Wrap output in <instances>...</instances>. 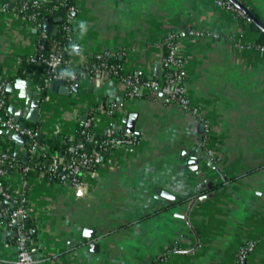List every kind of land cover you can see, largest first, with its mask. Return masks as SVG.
<instances>
[{"label": "crops", "instance_id": "0c3cea01", "mask_svg": "<svg viewBox=\"0 0 264 264\" xmlns=\"http://www.w3.org/2000/svg\"><path fill=\"white\" fill-rule=\"evenodd\" d=\"M241 1L264 27V0ZM74 4L75 67L107 51L123 72L157 78L163 38L172 34L181 85L196 113L157 92L128 98L120 81L101 74L78 77L76 91L60 94L48 85L41 94L28 74L16 76L21 58L35 52L38 32L24 16L0 10V86L17 107L23 100L6 82L24 79L37 91L41 137L72 136L82 115L91 117L94 134L108 122L126 133L128 113L138 134L83 170L77 188L40 171L25 174L23 143L13 142L19 160L2 180L25 195L37 264H228L243 240L254 242L246 264H264V52L254 45L257 31L213 0ZM14 256V235L0 225V264H15Z\"/></svg>", "mask_w": 264, "mask_h": 264}, {"label": "built area", "instance_id": "2783aa9c", "mask_svg": "<svg viewBox=\"0 0 264 264\" xmlns=\"http://www.w3.org/2000/svg\"><path fill=\"white\" fill-rule=\"evenodd\" d=\"M20 5L15 14L23 12L27 6L37 5L38 0H20ZM215 5L226 10H234L240 14L239 10H235L228 0H213ZM71 9V8H69ZM0 10L5 11V5H0ZM20 15V14H19ZM22 16V15H21ZM26 20L30 22L32 27L38 31L40 40L46 37L45 31L40 30V21L36 20L34 13H27L23 15ZM68 18L69 15H66ZM65 28V27H64ZM189 34L201 35L198 32H188ZM163 45L166 48L165 54L160 60V68L164 74V84H159V81L153 77L140 78L137 72L126 73L122 69L108 62L106 59L110 57L107 51H100L94 53V59L98 60L96 67L92 70L93 74H101L117 79L123 84L124 94L128 98L142 97L159 90L165 95L164 100L180 107L196 113V108L191 105L189 98L186 96L181 84L176 83L178 78V67L176 55V45L172 34L163 38ZM260 52H264V45L258 46ZM31 62L41 63L44 66L45 74L42 79L44 86L49 85L53 78L64 77L65 81L72 82L77 79V75L72 73L64 76L62 73L61 63L63 56L60 51H52L45 53L43 45L39 42L36 46L35 52L29 55ZM79 74H81L79 72ZM3 87L0 86V130L3 131L4 137H9L10 133L24 135L28 144L24 150L32 155H45V146H38L34 141L30 129L21 127L18 122L8 114L2 98ZM111 113V111H109ZM201 121L204 134H207L208 124L203 118ZM79 132L82 139L91 141L96 135L91 130V117L86 115L80 120ZM100 135L103 138L95 148L86 150L82 141H77L72 147V153L68 157H63L57 152L49 153L48 159H44V164L39 167L41 174L49 176L59 182H67L74 188L80 187L81 172L83 170L93 169L99 165L106 152L112 151L118 146H127L132 142L130 134L121 133L118 127L113 122H108ZM16 163L13 157H10L6 152L0 151V225L5 229L11 230L14 235L15 246V264H37L36 253L38 245L30 238L31 228L24 226V220L27 217L25 211V195L23 192L13 194L11 193L3 182V176L6 173L5 166L12 168ZM30 167L25 165L22 169L26 172ZM252 240L241 241L235 249L233 261L228 264H246V257L249 250L253 247ZM157 264V263H154Z\"/></svg>", "mask_w": 264, "mask_h": 264}, {"label": "trees", "instance_id": "16d2710c", "mask_svg": "<svg viewBox=\"0 0 264 264\" xmlns=\"http://www.w3.org/2000/svg\"><path fill=\"white\" fill-rule=\"evenodd\" d=\"M230 5L235 9L239 10L240 14H237L236 11L230 9L228 10L234 15L237 19H239L243 24H247L248 27L254 28L257 31V37L254 41V45L262 46L264 45V27L259 28L256 24L251 20L252 17H256L253 11H251L248 6L242 2L241 0H228ZM20 0H0V5H5L6 10H11L13 13H18V7L20 5ZM29 2V0H27ZM71 8V9H69ZM74 0H38L37 5H30L27 3L26 8L23 12H19L20 15H26L27 13H34L36 15V20H39L40 30L42 29V23L49 18H57L54 22V32H45L46 37L43 40H40V43L43 45L44 52H52V51H60L63 56V61L61 63L62 73L64 76H68L72 74L73 69H76L75 73L78 77H91L93 76L92 70L96 67L98 60L94 59V54H92L89 58L85 60L83 63H79L76 67L70 61V55L73 53V43H72V26L71 19L74 14ZM18 14V15H19ZM66 15H69L67 18ZM257 18V17H256ZM259 21V19H258ZM260 22V21H259ZM65 27V28H64ZM37 31V30H36ZM44 31V30H43ZM38 32V31H37ZM164 47V54L166 51ZM32 55V54H31ZM29 55L21 58L19 66L16 71V76L24 77L25 75H29L32 82L35 83L41 94H44L47 90L48 85L44 86L42 83V79L45 74L44 66L41 63L31 62L28 60ZM108 62H111L120 67L119 63L112 57H107ZM178 61V58H177ZM179 63V61H178ZM178 78L176 79L177 84H181L182 75L180 67L177 69ZM79 72L81 74H79ZM154 78V77H153ZM159 81V84H164V74L161 71L160 75L156 78ZM2 98L5 103V107L7 108L9 101L8 93L3 89ZM81 122L80 120L77 122L76 130L72 136H51V137H41L38 146H45V155H32L27 152L25 165L30 168L24 172L25 174L37 173L39 172V167L44 164V159H48L49 153H63V157H68L72 153V147L77 141H82L84 144V148L86 150H91L95 148L100 140L103 138L102 135L96 134L91 141H85L82 139V135L79 132V126ZM25 128L31 130L33 139L34 133L38 129V122L29 123L27 122ZM13 140L10 137H4L0 143L1 151L6 152L10 157H13L15 160H19L18 157H15V150L13 147ZM28 140H25L23 146L25 147L28 143ZM111 151L106 152V155ZM19 162V161H18ZM17 163V162H16ZM15 163V165H16ZM7 170V166H5ZM24 226L32 229L30 233L31 240L33 239L34 234V226L29 221L28 217L24 220ZM15 242V239H14Z\"/></svg>", "mask_w": 264, "mask_h": 264}, {"label": "water", "instance_id": "95a60500", "mask_svg": "<svg viewBox=\"0 0 264 264\" xmlns=\"http://www.w3.org/2000/svg\"><path fill=\"white\" fill-rule=\"evenodd\" d=\"M56 19L57 18H49L46 21H44L42 23V29L45 32H49V31L54 32L55 28H54L53 22ZM251 20H253V22L259 27L261 26L255 18H251ZM154 76L158 77V65L154 67ZM96 77H98V74H96ZM64 81H65L64 77L53 78L49 82V90L51 92H58L60 94H67L69 91H76L77 89L76 81H72L69 84L64 83ZM4 87L8 92H11L13 88L17 89L18 91H17L16 97L23 100L22 104L18 107L16 106L15 103H8L6 109H7L8 114L13 118V120L15 122H18L21 127H25L27 122L36 123L38 120L39 105L41 101V98L38 96L37 91L30 89L29 82L27 80L20 79V78H15L12 82H9V81L6 82L4 84ZM156 92L159 97H165V95L161 93L159 90H157ZM23 112H24V115L22 116ZM83 118L84 116L82 115L80 117V120ZM123 121L124 122L122 125V130L126 133H130L132 137L136 138L138 134H137V131L134 130L135 114L128 113L126 117L123 119ZM0 134L3 135L2 130H0ZM9 137L11 140H13L18 145L24 143L26 140V137L24 135L15 134V133H10ZM40 138H41V133L36 131L34 133V141L38 143ZM196 152H197L198 158H202V160H207V163H208V156L207 154H205V152H203L200 148H197ZM20 154L23 156V159H22L23 163H21V167H24L27 152L22 151L20 152ZM15 155L18 156L19 154L15 153ZM196 161L197 160L193 159V160H190L189 163L196 164ZM161 194L167 198L175 200V198L169 194L162 193V192ZM205 197L206 196L204 195L202 196L201 199H204ZM90 231H88L89 232L88 236L91 233Z\"/></svg>", "mask_w": 264, "mask_h": 264}]
</instances>
